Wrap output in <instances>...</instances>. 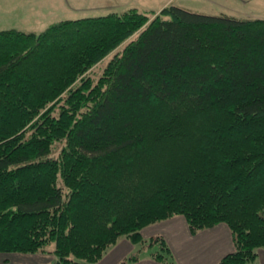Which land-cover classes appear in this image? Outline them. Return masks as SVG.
Here are the masks:
<instances>
[{"label":"trees","instance_id":"16d2710c","mask_svg":"<svg viewBox=\"0 0 264 264\" xmlns=\"http://www.w3.org/2000/svg\"><path fill=\"white\" fill-rule=\"evenodd\" d=\"M176 216L230 227L218 264L264 249V19L168 5L0 31V253L94 264Z\"/></svg>","mask_w":264,"mask_h":264},{"label":"rangeland","instance_id":"374dc122","mask_svg":"<svg viewBox=\"0 0 264 264\" xmlns=\"http://www.w3.org/2000/svg\"><path fill=\"white\" fill-rule=\"evenodd\" d=\"M168 5L181 6L209 15L226 13L245 19H264V0H0V31L17 29L39 34L62 20L105 16L114 12L123 13L130 9H137L151 16L155 12L159 14ZM119 49L112 52L110 56H107L91 70V74L96 79L102 74L103 69ZM213 118L214 114H209L207 121L200 122V130L206 126L205 132L210 131L209 127ZM153 237L146 238L143 236L145 241L137 244L130 241L136 246V251L131 255H138L139 253L141 258L160 251L161 247L152 240ZM122 239L128 238L124 236L120 240ZM116 245L111 246L106 254ZM53 247L54 245L48 246V249ZM16 255L35 256L34 254L21 253H16ZM45 255L52 256L51 263L55 260L54 254Z\"/></svg>","mask_w":264,"mask_h":264},{"label":"crops","instance_id":"0c3cea01","mask_svg":"<svg viewBox=\"0 0 264 264\" xmlns=\"http://www.w3.org/2000/svg\"><path fill=\"white\" fill-rule=\"evenodd\" d=\"M142 235L146 238L164 236L177 264H218L235 249L233 233L227 224L219 223L194 234L184 216L150 225L142 231ZM135 251L136 246L130 240L122 239L95 264H121ZM15 255L0 253V264H49L53 259L50 255ZM128 264L163 263L155 261L148 254L139 261ZM255 264H264V249L259 251Z\"/></svg>","mask_w":264,"mask_h":264}]
</instances>
